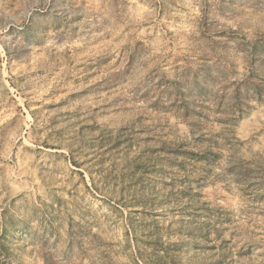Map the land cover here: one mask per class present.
<instances>
[{
    "label": "rangeland",
    "instance_id": "374dc122",
    "mask_svg": "<svg viewBox=\"0 0 264 264\" xmlns=\"http://www.w3.org/2000/svg\"><path fill=\"white\" fill-rule=\"evenodd\" d=\"M0 264H264V0H0Z\"/></svg>",
    "mask_w": 264,
    "mask_h": 264
}]
</instances>
